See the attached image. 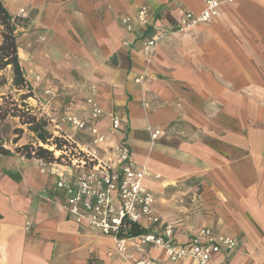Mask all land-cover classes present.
Wrapping results in <instances>:
<instances>
[{
  "label": "crops",
  "instance_id": "1",
  "mask_svg": "<svg viewBox=\"0 0 264 264\" xmlns=\"http://www.w3.org/2000/svg\"><path fill=\"white\" fill-rule=\"evenodd\" d=\"M1 2L23 20L17 27L26 33L27 64L29 53L40 52L45 61L50 52L64 54L57 62L73 69L72 80L98 82L92 97L102 116L96 126L107 139L125 141L134 162L146 169L154 212L174 226L178 242L195 232L179 235L167 210L162 216L156 205H170L172 190L190 183L210 189L216 199L211 207L218 215L207 226L215 234L235 238L238 246L264 243V0L225 3L212 22L182 31L173 30L179 7L197 14L199 0ZM143 6L164 33L148 56L143 42L157 33L137 25ZM110 114L122 119V129L112 134ZM75 115L86 119L88 111L80 108ZM154 130L163 134L152 140ZM75 135L89 142L87 134ZM57 180L41 174L35 159L0 156V264L116 261L106 254L111 238L66 214ZM153 251L164 256L152 248L146 258L170 264ZM230 264L251 259L237 248Z\"/></svg>",
  "mask_w": 264,
  "mask_h": 264
},
{
  "label": "built area",
  "instance_id": "2",
  "mask_svg": "<svg viewBox=\"0 0 264 264\" xmlns=\"http://www.w3.org/2000/svg\"><path fill=\"white\" fill-rule=\"evenodd\" d=\"M199 1L202 10L197 14L179 7L173 29L182 31L210 23L218 17L223 4L233 2ZM19 15L24 17L25 12L20 10ZM136 23L157 33L143 42V53L148 56L164 33L159 26L150 23L145 6L138 10ZM122 25L127 32L133 29L128 20H123ZM86 106V119L70 115L66 120L76 133L87 134L89 142L77 144L70 136H65L64 140L71 147L54 152L55 158L59 157L58 162L37 160L41 174L51 173L58 178L56 188L65 192L63 209L74 223L111 238L117 253L124 254L128 250L141 252L136 264H162L146 258L145 250L152 248H160L170 264L184 261L191 264H230L238 248L237 240L231 236L215 234L210 228L203 227L186 242L176 240L174 226L162 222L154 212V196L144 184L148 177L146 169L134 162L125 141L107 139L99 132L96 123L102 116V110L97 103L88 99ZM55 128L59 129L58 126ZM121 129L122 119L110 114V133ZM162 134V131L154 130L151 139L155 140ZM67 176L73 181L68 183ZM130 226L145 232L131 236ZM29 229L30 225L26 223L25 231Z\"/></svg>",
  "mask_w": 264,
  "mask_h": 264
},
{
  "label": "rangeland",
  "instance_id": "3",
  "mask_svg": "<svg viewBox=\"0 0 264 264\" xmlns=\"http://www.w3.org/2000/svg\"><path fill=\"white\" fill-rule=\"evenodd\" d=\"M18 26L21 27L22 23H19ZM24 35H26V33H21V30H18L17 27L16 42L18 54L21 57V63L23 68H25L26 78L32 86L34 95V98L29 99L27 103L35 109L39 116H44L50 121L48 129L54 135H62L63 137L70 136L74 142L83 144V138L77 135L72 137L74 131H72L66 118L70 115H75V111L80 108H84L85 111L88 110L86 101L88 99H93L92 96L99 89L98 82L87 80L86 84L85 82L78 84L75 82L76 80H72L74 75L73 69L65 67L66 64H61L59 63L60 61L57 62L58 59L56 56L62 59L64 54L55 55L50 52L48 56L45 57V61L40 52L35 53L32 57L31 53H29L27 57L30 63L27 64L24 56L27 55L25 47L29 45L25 44L26 40ZM6 90L7 89H2L1 92L4 93ZM14 124H17L16 121H10L11 126ZM56 126L59 127L58 130L55 128ZM32 139V134L25 130V134L18 145L31 143L33 142ZM6 147L13 150L12 146L6 145ZM13 156H16L18 160H20V158L22 159L18 154L13 153ZM210 192V189L207 190L202 186H196V184L190 183L177 187L172 190L171 196L167 198L170 199V205L166 206L164 202H161L160 205L157 203L158 213L164 216L163 210L166 209L167 211H165V213L176 223L177 230L179 229V235L189 236L200 228L211 226L210 223H214L213 219L218 215L214 208L211 207L215 205V203L212 202L215 198L211 196ZM180 224H182L181 227H179ZM111 245L112 246L107 249L106 254L110 258L115 257L116 261L112 262V264H136V261L142 254L135 250H128L124 254H120L115 251L113 242ZM240 249L250 257L251 264H264V243H253L248 245L242 241L238 246V251ZM148 251L149 250H145L146 253H149ZM152 255L158 260H165V256H161L158 251H153Z\"/></svg>",
  "mask_w": 264,
  "mask_h": 264
},
{
  "label": "trees",
  "instance_id": "4",
  "mask_svg": "<svg viewBox=\"0 0 264 264\" xmlns=\"http://www.w3.org/2000/svg\"><path fill=\"white\" fill-rule=\"evenodd\" d=\"M22 22V19L11 16L0 0V156L15 153L27 160L58 162L59 157L55 158L54 152L71 145L62 135L50 132V121L39 116L27 103L34 95L18 55L16 27ZM2 89L7 90L3 93ZM10 121L17 124L11 126ZM25 130L32 134L33 142L18 145ZM6 145L12 146L13 150ZM144 232L136 226L129 228L131 236Z\"/></svg>",
  "mask_w": 264,
  "mask_h": 264
},
{
  "label": "bare ground",
  "instance_id": "5",
  "mask_svg": "<svg viewBox=\"0 0 264 264\" xmlns=\"http://www.w3.org/2000/svg\"><path fill=\"white\" fill-rule=\"evenodd\" d=\"M157 249H159L161 252H162V254L164 255V252L160 249V248H157ZM165 256V255H164Z\"/></svg>",
  "mask_w": 264,
  "mask_h": 264
}]
</instances>
